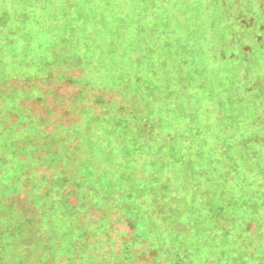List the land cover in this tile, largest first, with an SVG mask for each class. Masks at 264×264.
<instances>
[{"label": "trees", "instance_id": "obj_1", "mask_svg": "<svg viewBox=\"0 0 264 264\" xmlns=\"http://www.w3.org/2000/svg\"><path fill=\"white\" fill-rule=\"evenodd\" d=\"M0 264H264V0H0Z\"/></svg>", "mask_w": 264, "mask_h": 264}, {"label": "rangeland", "instance_id": "obj_2", "mask_svg": "<svg viewBox=\"0 0 264 264\" xmlns=\"http://www.w3.org/2000/svg\"><path fill=\"white\" fill-rule=\"evenodd\" d=\"M40 85L48 95H50L49 93H53L54 96H48L41 104L36 102L28 104L32 107L35 113L42 115L43 117L49 116L51 121L64 125L79 120V111L81 108L86 107L85 103H81L76 99V94L79 93L80 88L69 84L40 83ZM55 94L58 97H55ZM95 94L96 97L97 95H100V93ZM104 98L107 100L112 99V95L104 94ZM50 125V128H52L53 124L51 123ZM115 228L116 232L114 233V236L117 238H119L121 232L129 231L127 226L122 223L116 225Z\"/></svg>", "mask_w": 264, "mask_h": 264}]
</instances>
